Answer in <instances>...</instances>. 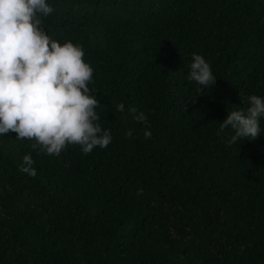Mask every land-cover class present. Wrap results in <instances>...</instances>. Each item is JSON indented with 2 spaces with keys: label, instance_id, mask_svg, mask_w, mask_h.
I'll list each match as a JSON object with an SVG mask.
<instances>
[{
  "label": "trees",
  "instance_id": "obj_1",
  "mask_svg": "<svg viewBox=\"0 0 264 264\" xmlns=\"http://www.w3.org/2000/svg\"><path fill=\"white\" fill-rule=\"evenodd\" d=\"M47 2L112 141L49 156L0 135V264H264V118L256 139L217 135L264 97V0ZM193 53L215 85L188 79Z\"/></svg>",
  "mask_w": 264,
  "mask_h": 264
},
{
  "label": "clouds",
  "instance_id": "obj_2",
  "mask_svg": "<svg viewBox=\"0 0 264 264\" xmlns=\"http://www.w3.org/2000/svg\"><path fill=\"white\" fill-rule=\"evenodd\" d=\"M53 11L47 0H0V135L32 140L34 150L49 156L69 145L89 154L107 148L111 132L98 122L100 101L89 88L94 69L84 60L83 47L60 43L42 27V17ZM188 79L204 88L216 83L210 63L197 53ZM247 101L246 109L228 112L219 125L217 135L231 130L228 145L261 134L264 97L254 94ZM116 107L124 110L122 103ZM34 163L26 154L20 170L35 176Z\"/></svg>",
  "mask_w": 264,
  "mask_h": 264
}]
</instances>
